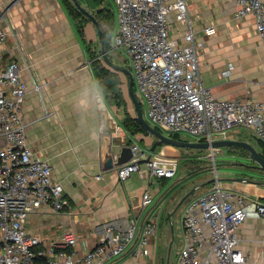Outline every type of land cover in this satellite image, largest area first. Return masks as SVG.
Here are the masks:
<instances>
[{
    "label": "crops",
    "instance_id": "crops-1",
    "mask_svg": "<svg viewBox=\"0 0 264 264\" xmlns=\"http://www.w3.org/2000/svg\"><path fill=\"white\" fill-rule=\"evenodd\" d=\"M63 1L0 0V25L8 32L6 57L20 62L28 85L22 107L27 142L38 156L51 164L53 179L61 182L63 195L69 202L60 213H55L49 205H41L29 215L27 230L47 241L59 240L65 231H71L76 236V250L83 253L96 242L95 226L102 222L135 218L141 223L154 218L158 226L151 239L150 256L135 255L133 247L107 264H176L185 244L181 219L192 198L218 184L231 195L264 205V179L240 175L227 178L221 184L219 179L209 174L199 175L203 171L194 169L205 168L199 162L212 160L214 167L230 162L216 161L215 156L207 157L206 153L184 154L179 147L169 144L159 145L153 152L178 156L173 177L149 178L139 172L124 180L117 177V168L121 165L117 158L122 148L137 143L149 153L156 138L149 133L133 135L126 131L122 116L102 94L100 80L88 60V48ZM95 2L85 4L91 7L88 10L91 14L107 6L112 9L110 0ZM186 4L197 41L202 42L196 50L204 87L217 98L264 103V37L257 33L253 17H237L234 0H186ZM87 18L83 32L91 45L99 41L101 52L97 29ZM207 26L214 27L215 33L204 35L203 29ZM100 28L103 32L106 27L100 25ZM72 36L76 43L74 51ZM171 36L181 41V32L171 31ZM18 42L22 44L19 49L15 48ZM229 64L233 68L225 78L222 71ZM130 104L134 108L132 101ZM244 137L255 140L257 146ZM222 139L247 142L261 155L258 141H262L253 137L247 128L232 127L213 136V140ZM225 147L228 151L220 149L218 157L244 156L258 173L264 174L255 167L257 163L249 158L245 148ZM202 150L211 149H199ZM110 157L112 166L106 168V159ZM183 170L186 175L181 177ZM147 190L153 195V203L143 209L141 197ZM238 233V248L250 263L264 264V217L245 219ZM172 247L175 259L169 262L166 254Z\"/></svg>",
    "mask_w": 264,
    "mask_h": 264
},
{
    "label": "built area",
    "instance_id": "built-area-1",
    "mask_svg": "<svg viewBox=\"0 0 264 264\" xmlns=\"http://www.w3.org/2000/svg\"><path fill=\"white\" fill-rule=\"evenodd\" d=\"M110 1L117 23L107 52L123 50L135 94L145 104L152 126L209 142L229 128L244 127L264 142V103L217 98L204 87L196 50L202 42L190 23L186 0ZM234 1L236 16H252L257 33L264 37V0ZM171 31L181 32L180 42ZM203 32L209 36L215 28L207 26ZM7 39L8 32L0 25V264H107L133 247L135 255L150 256L158 226L154 218L102 222L95 226L96 242L83 253L76 250L71 231L47 241L27 230L29 215L41 205L60 213L69 202L61 182L53 179L51 164L27 142L22 107L28 85L20 62L6 57ZM232 68L229 64L222 76L228 77ZM129 148L132 157L117 168L120 180L136 172L149 178L175 175L178 156L148 153L137 143ZM152 203V193L144 191L141 208ZM249 217H264V205L231 195L218 184L192 198L181 219L185 244L176 264H251L238 248V230Z\"/></svg>",
    "mask_w": 264,
    "mask_h": 264
},
{
    "label": "rangeland",
    "instance_id": "rangeland-1",
    "mask_svg": "<svg viewBox=\"0 0 264 264\" xmlns=\"http://www.w3.org/2000/svg\"><path fill=\"white\" fill-rule=\"evenodd\" d=\"M78 2L80 3V5L82 7L86 6L87 10H91V7L89 5H85L87 2L94 3V4L97 3V2H95V0H78ZM64 3L66 5V7L69 9V11L72 13L70 15L72 20L77 24V26L81 27V30L83 31L82 27H83L84 23L86 22V20L83 19L82 16L79 15V13L76 11V8H75L76 4L74 3V1L73 0H64ZM110 4H111L112 10H113L112 34H114L115 33L114 30L116 27V9L113 7L114 5L111 3V1H110ZM56 5H57V3H56ZM71 38L73 40L72 41L73 44L71 45V49L74 51L76 49V43L74 41V37L72 36ZM83 39H84V46L86 48H88V51H89L88 52L89 53V56H88L89 59L88 60H91V62H95L97 64L96 65L97 67L104 66V67H107V68L113 70L110 66H108L106 64V62L103 59V56L99 50L100 49L99 44H98L99 41L97 40L94 45H91L85 34L83 35ZM108 56L110 57V59L114 63L121 65V66H124V67L125 66L129 67L128 60H127V58H126V56H125V54L121 48L112 50L111 52L108 53ZM117 75L119 76L120 81H121V94L122 95L120 98H118L115 96L114 93L108 92L109 94L107 97H108V101L110 102V104L112 106V109H114L117 112V114H120L122 116V118L124 119L126 116H130V114L136 115V112H135V110H133L134 108H132V106L130 104L131 99H130V95L128 92V80H127L126 75L123 72H117ZM134 92L136 93L135 88H134ZM137 99L139 100V98H137ZM140 106H141L144 118L147 119L145 104L143 102H140ZM105 114L108 115V112L105 111ZM160 130L162 133L167 134V132H165L163 129H160ZM178 138L180 140L190 141V142H192L196 139V138L192 137L191 135L184 133V132L178 134ZM244 139H247V140L249 139L248 141H250L252 143V145H254L255 147L257 146L256 141L253 140L252 138L250 139L249 137L248 138L244 137ZM179 149L184 154H192V153H194V154L203 153L204 154V153H206L207 157L212 156V155L215 156L216 161L225 160L226 162H230L229 164H219V165L217 164V165H215V167L212 166V160L210 162H208V161L199 162L200 165H205V168L197 170V167H195L196 169H194L196 171H203L202 174L200 173L199 175L209 174L210 176H212V178L219 179V182L221 184H224L226 182L225 179H227V178L242 177L240 175L252 177V178L264 179V174L258 173L253 168V164L251 163V161L244 156H241L238 154H236V155L229 154L226 157H222V158L220 156L218 157L217 153L219 152V150L222 149L223 151H228L227 147L213 148V149L209 150V152H208V150H207V152L203 151V150L199 151V149L189 148V147H179ZM203 161H205V160H203ZM213 167H214V169H212ZM189 171H191V170H189ZM214 171H215V173H214ZM185 175H186V172L184 170L181 171V177H183ZM173 247L166 254V257H167L169 262L170 261L174 262V259H175L174 255H173L175 248H173Z\"/></svg>",
    "mask_w": 264,
    "mask_h": 264
},
{
    "label": "water",
    "instance_id": "water-1",
    "mask_svg": "<svg viewBox=\"0 0 264 264\" xmlns=\"http://www.w3.org/2000/svg\"><path fill=\"white\" fill-rule=\"evenodd\" d=\"M73 1L76 4V7L78 8V10L83 15H86L87 17H89L91 21L94 23L97 29L98 37H99L100 44H101V54L106 64L110 66L114 71L123 72L128 76V92H129L130 99L132 101L134 110L136 112V118L138 119L142 127L146 130V132L156 138V140L153 142L150 148L151 152L155 151V149L159 145H162V144H165V145L169 144L175 147H189V148H195V149H213V148H221L225 146H239V147L245 148L248 152L249 158L251 160H254L257 163L255 167L264 171V158L256 151V149L251 144L247 142L235 141V140H229V139L213 140L210 142L209 141H192V142L183 141V140L173 138L169 135H166L162 133L161 130L152 126L143 116L142 109L140 106V101L137 99V96L134 92V80H133V75L131 71L129 70L128 67L118 65L110 59V57L108 56V52L105 49V39H104V35L100 28L98 21L95 19L93 14H91L86 8L80 5L78 0H73ZM131 157H132V153L130 151V148L127 146H124L122 148L121 155L117 158V163L122 164L124 162H127ZM105 166L106 168H110L112 166V157L106 159ZM242 180H247V179H242Z\"/></svg>",
    "mask_w": 264,
    "mask_h": 264
},
{
    "label": "trees",
    "instance_id": "trees-1",
    "mask_svg": "<svg viewBox=\"0 0 264 264\" xmlns=\"http://www.w3.org/2000/svg\"><path fill=\"white\" fill-rule=\"evenodd\" d=\"M64 2V1H63ZM76 11L79 13V15L82 16L83 19L88 20L87 17H85L79 10L77 7ZM68 9V8H67ZM69 11V9H68ZM70 14H72L69 11ZM95 19L98 21V23L103 27L105 26L106 28L103 29V35H104V39H105V49L106 51H109L110 48V38L112 35V30H113V23H112V17H113V10L111 8H109L108 6L102 9H99L97 11H95V13L93 14ZM77 33L79 35V37L84 41L83 39V35L84 32L81 30V27L77 26ZM109 53V52H108ZM91 64L93 65L95 72L99 78V84H100V88L102 91L103 96L108 99V92L110 93H114L116 97L120 98L121 97V87H120V78L117 75V72L104 67V66H99L97 67L95 62H91ZM127 67V66H126ZM122 124L124 126V128L126 129V131H128L130 134H136V133H142L147 135L148 133L146 132V130L142 127V125L140 124V122L138 121V119L136 117H131V116H126L123 120H122ZM159 129V128H158ZM170 136H172L173 138H178V134H170ZM259 142L260 148H261V155L264 158V143L263 142Z\"/></svg>",
    "mask_w": 264,
    "mask_h": 264
}]
</instances>
